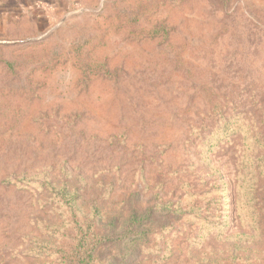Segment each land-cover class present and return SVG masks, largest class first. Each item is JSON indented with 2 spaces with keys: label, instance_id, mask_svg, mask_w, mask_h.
Masks as SVG:
<instances>
[{
  "label": "rangeland",
  "instance_id": "374dc122",
  "mask_svg": "<svg viewBox=\"0 0 264 264\" xmlns=\"http://www.w3.org/2000/svg\"><path fill=\"white\" fill-rule=\"evenodd\" d=\"M263 115L264 0H0V264L68 243L62 181L117 222L170 210L114 264H264Z\"/></svg>",
  "mask_w": 264,
  "mask_h": 264
},
{
  "label": "trees",
  "instance_id": "16d2710c",
  "mask_svg": "<svg viewBox=\"0 0 264 264\" xmlns=\"http://www.w3.org/2000/svg\"><path fill=\"white\" fill-rule=\"evenodd\" d=\"M141 34L146 33L141 32ZM167 34H169V31L163 29V27H161V30L157 28L149 32L150 36H156L154 39ZM205 91L206 94L203 99L205 101V112L209 117H217L220 114V105L216 103L219 96L211 89L206 88L204 93ZM231 123L232 120L226 121L224 127L232 131ZM254 170L263 171L264 168L258 165L252 171ZM13 180L8 179L9 188L17 186V182ZM74 186L68 181L47 185V187H53L49 189V198L54 201V212L57 216L59 215L61 225L59 228H48L45 234L48 238L58 240L64 238L68 241L67 244L56 249H51L52 245L49 244L37 245L38 250L44 249L49 252L48 254L53 258L52 264H114L112 260L102 257V248L107 246L118 247L120 243L126 244L137 240L139 236L148 231L146 227L155 217L165 215L170 211L166 206L157 205L143 213L132 211L125 220L121 219L120 222H117L115 217L105 214L98 205L96 207L94 202L88 207L82 205L79 200V193ZM80 205L83 206L82 209ZM250 222L251 224L254 222L253 211H251ZM60 231H63V235Z\"/></svg>",
  "mask_w": 264,
  "mask_h": 264
}]
</instances>
